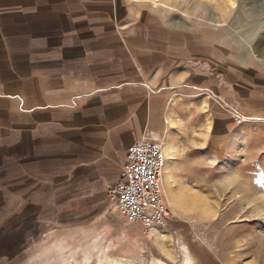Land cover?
I'll return each mask as SVG.
<instances>
[{
  "label": "crops",
  "instance_id": "0c3cea01",
  "mask_svg": "<svg viewBox=\"0 0 264 264\" xmlns=\"http://www.w3.org/2000/svg\"><path fill=\"white\" fill-rule=\"evenodd\" d=\"M81 5L0 0V168L8 155L25 185L114 202L107 192L146 130L165 145L175 127L212 124L238 148L254 146L244 134L254 128L235 124L206 93L264 117V57L227 49L223 38L214 47L208 33L127 32L128 11L114 31L112 8L108 31L95 24L81 33Z\"/></svg>",
  "mask_w": 264,
  "mask_h": 264
},
{
  "label": "rangeland",
  "instance_id": "374dc122",
  "mask_svg": "<svg viewBox=\"0 0 264 264\" xmlns=\"http://www.w3.org/2000/svg\"><path fill=\"white\" fill-rule=\"evenodd\" d=\"M79 1L81 33L95 24L108 31L105 8H112L114 31L128 11L127 32L208 33L214 47L223 38L227 49L264 57V0ZM227 116L254 128L244 133L254 138L250 150L219 138L212 124L175 127L168 137L164 191L176 217L154 234L128 221L115 201L25 185L24 170H9L6 155L0 264H264V122Z\"/></svg>",
  "mask_w": 264,
  "mask_h": 264
},
{
  "label": "built area",
  "instance_id": "2783aa9c",
  "mask_svg": "<svg viewBox=\"0 0 264 264\" xmlns=\"http://www.w3.org/2000/svg\"><path fill=\"white\" fill-rule=\"evenodd\" d=\"M206 94L238 123L251 122L256 118L264 122V117L244 114L213 95ZM167 161L163 141L154 131H144L130 145L128 162L120 179L107 192L126 219L140 224L148 233L154 234L157 228L167 225L176 217L164 191L163 176Z\"/></svg>",
  "mask_w": 264,
  "mask_h": 264
},
{
  "label": "bare ground",
  "instance_id": "6f19581e",
  "mask_svg": "<svg viewBox=\"0 0 264 264\" xmlns=\"http://www.w3.org/2000/svg\"><path fill=\"white\" fill-rule=\"evenodd\" d=\"M201 211V210H200Z\"/></svg>",
  "mask_w": 264,
  "mask_h": 264
}]
</instances>
